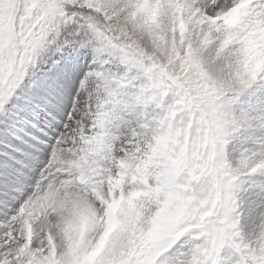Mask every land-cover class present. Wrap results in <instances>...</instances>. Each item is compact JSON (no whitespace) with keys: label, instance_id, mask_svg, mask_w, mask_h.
Wrapping results in <instances>:
<instances>
[{"label":"snow or ice","instance_id":"1","mask_svg":"<svg viewBox=\"0 0 264 264\" xmlns=\"http://www.w3.org/2000/svg\"><path fill=\"white\" fill-rule=\"evenodd\" d=\"M0 264H264V0H0Z\"/></svg>","mask_w":264,"mask_h":264}]
</instances>
